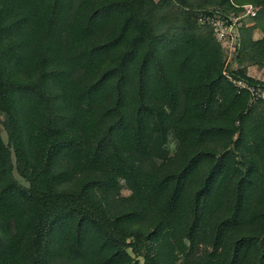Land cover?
Here are the masks:
<instances>
[{"label": "trees", "instance_id": "trees-1", "mask_svg": "<svg viewBox=\"0 0 264 264\" xmlns=\"http://www.w3.org/2000/svg\"><path fill=\"white\" fill-rule=\"evenodd\" d=\"M215 3L0 0V264H264V118L222 74L262 83L264 0ZM244 4L225 68L198 18Z\"/></svg>", "mask_w": 264, "mask_h": 264}, {"label": "built area", "instance_id": "built-area-1", "mask_svg": "<svg viewBox=\"0 0 264 264\" xmlns=\"http://www.w3.org/2000/svg\"><path fill=\"white\" fill-rule=\"evenodd\" d=\"M235 8L240 11L237 15L233 12L220 14L208 10L200 14L198 18L200 24L207 25L211 28L216 41L221 44L225 53V68L233 62L237 53L241 26L247 19H252L257 16L260 6L244 4L235 6ZM222 74L236 87L238 93L245 91L249 94L250 103H259L261 105V112L264 118V83L252 85L244 80H236L226 70H223Z\"/></svg>", "mask_w": 264, "mask_h": 264}, {"label": "rangeland", "instance_id": "rangeland-1", "mask_svg": "<svg viewBox=\"0 0 264 264\" xmlns=\"http://www.w3.org/2000/svg\"><path fill=\"white\" fill-rule=\"evenodd\" d=\"M155 3H158L160 0H153ZM188 3L192 4L195 7H217L218 4L215 3V0H186ZM239 3H244L247 2V0H237ZM263 6H260V9ZM160 16L162 18V24L161 27L166 29L168 26L172 25L175 23V21L178 19V10L177 8H172L171 6H167L166 8H163L162 11H160ZM253 19H247L243 25L241 26V29H243L244 27H250L254 24V22H252ZM262 33L259 29L253 30L251 32V39L253 41L258 40L260 38H262ZM237 71L239 70L240 73H242L244 76L246 77H251L252 79H255L257 81H260L262 83H264V62L261 64H256L255 62L250 61V59L248 57H244L243 59H241L240 62L237 63V65L235 66ZM3 123V115L0 114V135L4 141L5 144H7V135L3 129L2 126ZM177 140L175 139V137L170 134L168 136V142H167V150L169 153V156L171 158H173L176 155L177 152ZM10 160H11V164L13 167V171H12V175L15 178V180L21 184L24 187H28V184L26 181H24L22 179V177L18 174L16 168H15V158L13 153H11L10 155ZM162 162L161 161H147L145 163V168L146 169H151V168H158L160 166ZM167 167L170 166V163L167 162L166 164ZM121 184H119L120 186V191L119 194L122 198H127L130 195V192L128 191V189L123 185L122 182H120ZM129 253H131V249H128ZM201 252V251H199ZM131 256L137 258L139 261H142V257H137L135 255H133L131 253ZM181 261V258H178L177 263H179Z\"/></svg>", "mask_w": 264, "mask_h": 264}]
</instances>
